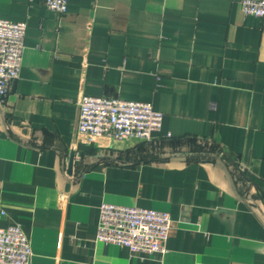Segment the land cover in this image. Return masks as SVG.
Returning a JSON list of instances; mask_svg holds the SVG:
<instances>
[{
  "label": "crops",
  "instance_id": "obj_1",
  "mask_svg": "<svg viewBox=\"0 0 264 264\" xmlns=\"http://www.w3.org/2000/svg\"><path fill=\"white\" fill-rule=\"evenodd\" d=\"M0 18L27 23L0 101V225L22 226L32 264H264V19L239 0H0ZM82 95L150 102L161 129L79 133ZM105 201L169 211L166 251L98 240Z\"/></svg>",
  "mask_w": 264,
  "mask_h": 264
},
{
  "label": "built area",
  "instance_id": "obj_2",
  "mask_svg": "<svg viewBox=\"0 0 264 264\" xmlns=\"http://www.w3.org/2000/svg\"><path fill=\"white\" fill-rule=\"evenodd\" d=\"M246 14L264 19V0H239ZM64 13L68 0H45ZM27 30L26 21L0 18V101L18 77ZM163 113L152 103L115 96L82 95L77 131L114 139L150 140L162 126ZM3 213V212H2ZM172 227L169 211L105 201L100 206L98 240L125 246L136 253H163ZM30 239L19 223L0 225V264H32Z\"/></svg>",
  "mask_w": 264,
  "mask_h": 264
}]
</instances>
